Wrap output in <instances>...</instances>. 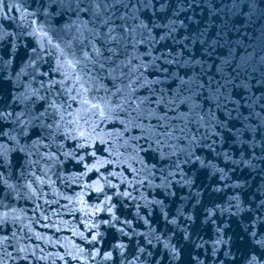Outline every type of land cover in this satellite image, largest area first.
<instances>
[{
	"label": "water",
	"instance_id": "obj_1",
	"mask_svg": "<svg viewBox=\"0 0 264 264\" xmlns=\"http://www.w3.org/2000/svg\"><path fill=\"white\" fill-rule=\"evenodd\" d=\"M75 7L69 0H63L62 4L57 0H0V59L5 62L0 66L3 69L0 70V110L12 111L15 115L21 111V103H14L13 98L24 91L21 85H27L31 91L39 88L41 80L47 81L40 73L51 74L57 56L56 43L66 50L71 44L81 67L92 68L83 53L88 52L95 58L93 48L103 46L96 33L103 35L107 29L101 28L90 13L77 16ZM180 7L185 10L175 17L179 29L175 38L182 43L172 45L169 40L167 44L182 48L184 59L193 60L188 69L193 79L200 77L206 82L215 77L221 82L225 78L234 82L225 90L226 99L219 111L214 106V97L212 103L207 92L200 97L205 115L211 107L212 118L227 120L233 131L210 136L195 146L190 139L176 141L171 137L174 148H165V151L174 154L161 160L156 151L155 121L144 122L147 131L143 135L148 138L139 140L136 137L142 134L138 129L130 130L121 139L115 133L105 135L112 127L110 122L94 147L80 149L71 139L47 138L41 144L40 139L47 137V131L42 132L39 127L31 128L26 136L21 135L13 115L2 125L10 135L0 136V144L8 149L0 166V181H3L0 182V215L8 214L0 228V264H129V261L134 264H249L253 255L264 259V248L255 243L264 238L261 222L264 220V158H261L264 153L256 147L253 158L250 151L253 137L259 144L264 135L257 131L264 125V99H261L264 97V0H237L236 3L193 0L191 7L189 0H184L182 5L173 0L168 15ZM145 17L152 19L150 13H145ZM115 23L123 22L116 19ZM126 23L132 26L133 21L129 19ZM143 51L141 47L140 52ZM128 52L135 55L131 49ZM33 59L37 60L38 72L30 66ZM120 59L124 60V55ZM217 66H221L222 74H217ZM92 71L94 76L106 75L98 64ZM180 71L181 74L185 71L183 66ZM104 83L111 87L110 80ZM116 127H120L119 123ZM202 133L203 129L197 135ZM11 136H16L19 143ZM106 140L112 143L105 144ZM212 140H216L215 152L207 147ZM25 145V152L16 150ZM61 146L62 152L58 151ZM191 152L195 156L184 162ZM51 153H56L59 159H42ZM63 153H75L77 159ZM79 155H84L83 162H78ZM242 156L250 160L249 166L240 163ZM177 160L182 171L176 170ZM141 161L149 169L155 165L152 169L155 176L144 179L147 170L142 168ZM218 169L224 170V180ZM169 171L175 175L168 176ZM162 174L167 177L163 182ZM29 181L36 195L28 188ZM100 188L103 190L99 191ZM125 190L131 193V198L116 194ZM105 194L111 199L107 200ZM110 205H115L112 212L106 210ZM210 210L214 212L211 217ZM113 214L119 218L115 226ZM174 218L176 223H168ZM124 221H131V225ZM121 227L128 233L135 229V234L129 239L118 231ZM152 229L155 235L163 234V242L169 244L167 249L155 239L152 245L146 244L145 236ZM253 231L257 233L255 237ZM185 232L189 234L188 239L184 238ZM97 233V240L92 241ZM118 242L127 245L123 257L115 247ZM137 242L151 251L152 257L145 253L134 260ZM172 246L177 249L178 257L171 254ZM97 249L99 255H95ZM106 252L112 253V259H103Z\"/></svg>",
	"mask_w": 264,
	"mask_h": 264
},
{
	"label": "snow or ice",
	"instance_id": "obj_2",
	"mask_svg": "<svg viewBox=\"0 0 264 264\" xmlns=\"http://www.w3.org/2000/svg\"><path fill=\"white\" fill-rule=\"evenodd\" d=\"M57 2L62 4L63 0H57ZM191 2L193 0H189V7H191ZM236 2L237 0H233V3ZM71 3L76 5L74 11L77 16L82 13H90L93 20L99 21L101 28L107 29L103 35L98 31L96 33V38L102 42L103 46L93 48L95 58L88 52L83 53L85 59L92 64V68L87 67V65L81 67L80 59L71 51V44L68 45L66 50L61 48L59 43H56L54 47L57 50V56L50 70L51 74L48 71L40 73L41 76L47 78V81L41 80L39 88L31 89V91H29L27 85H21L24 91L20 96H14L13 98L14 103H21V111L16 112L15 115L12 111L5 113L0 110V136L10 135L2 125L14 115V122L18 125L21 135L26 136L31 128L39 127L42 132L47 131V137L40 139L41 144L47 138L53 140L62 138L65 141L71 139L75 142L76 148L83 149L94 147L96 140L100 138L101 131L107 128L110 122L112 127L108 128L105 135L112 136L115 133L116 138L121 139L130 130L138 129L142 134L136 137L139 140L148 138L143 135L147 131L144 122L147 121L152 124L155 121L153 128L156 130V151L159 152L161 160H165L174 154L165 151V148H174L171 137H175L176 141H181L182 138L190 139L195 146L203 144L210 136H222L223 131L229 133L233 131L232 128L228 127L227 120L219 121L212 118L214 113L211 107L207 110V116L205 115L200 97L207 92L209 103H212L211 98L214 97V106L219 111L220 104L226 99L224 97L225 90L234 82L228 78L221 82L216 80L215 77L208 79L206 82L200 77L193 79L188 73L193 60L184 59L182 48H174L167 44L169 40H171L172 45L182 43V41H177L175 38V33L179 31L175 17H178L180 11L185 9L180 7L177 11H173L171 15H168L173 0H69L70 5ZM175 3L182 5L184 0H175ZM117 12H120L119 16H117ZM145 13H150L152 19L148 20ZM116 19L121 20L123 23L117 25L115 23ZM129 19L133 21L132 26L126 23ZM179 23L180 27L184 26L183 21ZM117 29H123V31L119 32ZM187 39L188 37L185 36L184 40ZM197 42L203 44L206 41ZM48 43H52L51 39ZM141 47L144 49L143 53L140 52ZM186 47L185 44L184 48ZM128 49H131L135 55L129 53ZM33 51L35 52V49ZM105 52H107V55H105ZM45 55H48V53H45ZM121 55H124V60L120 59ZM225 63L228 62L225 61ZM4 64L5 62L0 59V66ZM36 64L37 60L33 59L30 66L38 72L39 69L36 68ZM97 64L100 71L106 73L104 77L93 75L92 69ZM181 66L185 69L183 74L180 71ZM109 69L111 70L109 71ZM0 70H3L2 67H0ZM217 74H222L221 66H217ZM57 76H59V79H57ZM32 79L35 80L36 76L33 75ZM105 80L111 81V87L104 83ZM41 90H43V95H41ZM141 93H144V95H141ZM261 99H264V97H261ZM38 104L39 107H37ZM121 117H126V119H121ZM117 123L120 125L119 128L116 127ZM217 128L222 131L217 132ZM201 129H203V133L198 136L197 134L201 133ZM244 131H248V129L245 128ZM257 131L264 133V125L259 126ZM151 134L149 132V135ZM11 139L17 144L19 143L16 136H11ZM104 143L111 144L112 141L106 140ZM215 144L216 140H212L207 147L215 152ZM256 147H260L262 153H264V135H262L259 144L253 137L250 145L253 158H255ZM25 148H27V145L18 147L16 150L25 152ZM6 151L8 149L0 144V166H3ZM58 151L62 152V146L58 148ZM30 154L26 153V155ZM63 154L77 159L75 153ZM91 155L95 156V152H92ZM193 156H195L194 152L189 153L184 162H188ZM225 156H227V153H225ZM261 158H264V156ZM42 159L51 161L53 159L58 160L59 157L56 156V153H51L42 157ZM199 159V157H196V160ZM83 161L84 155H79L78 162ZM35 163H39V161ZM174 163L176 170L182 171L179 160ZM208 163L210 166L211 162ZM240 163L249 166L250 160H244L242 156ZM141 164L142 168L147 170L144 179L155 176V172L152 171L155 165H152V169H149L142 161ZM202 166H204L203 162ZM85 167L91 170L87 164H85ZM171 167L172 165H169V168ZM97 171H99L98 168ZM218 171L221 172V180H224V170L218 169ZM32 175L35 176V173H32ZM174 175L175 173L169 171L168 176ZM0 177H2V173H0ZM37 179L40 178L37 177ZM166 179L167 177L162 174V182ZM40 182L44 183L43 180H40ZM141 183H143V180H141ZM168 183L170 184L171 181L169 180ZM31 184L32 182L29 181L27 186L33 195H36V190L32 189ZM98 190L102 191L103 189ZM219 190L217 189V191ZM116 194L131 198V193L127 190ZM105 196L107 197V194ZM110 199L111 197H107V200ZM114 207L115 205H110L106 210L112 212ZM236 207H239V203ZM7 215V213L0 215V228L6 222ZM212 215H214V212L210 210L209 217ZM117 220L119 218L113 214V226H115L114 222ZM165 220H167L166 214ZM261 222L264 223V220ZM104 223H109V221H104ZM122 223L131 225V221ZM168 223H176L175 218L168 221ZM252 226L255 229V221ZM118 231L129 236V239H131V235L135 234V229L132 230V233L125 232L123 227L119 228ZM98 235L99 233L94 234L91 238L92 241H96ZM162 235H155V229H152L150 235L145 236V242L147 245H152L153 239H155L157 243H162L163 247L167 249L169 244L163 242ZM252 235L255 237L257 235L256 231H253ZM184 238H189L187 232H185ZM216 243L219 244L220 241L217 240ZM255 243L264 248V238L257 239ZM115 247L120 249L121 257H123L127 245L118 242ZM213 252H216L215 247ZM145 253H147V257H152V252L148 251L146 247L140 246L137 242V253L134 260H139L140 256ZM99 254L97 249L95 255ZM171 254L178 257L175 246L171 247ZM95 255L92 256V259H95ZM103 259H112V253H104ZM194 259L196 258L194 257ZM129 264H134V261H129ZM142 264H147V262H142ZM249 264H264V259L253 255L249 260Z\"/></svg>",
	"mask_w": 264,
	"mask_h": 264
}]
</instances>
